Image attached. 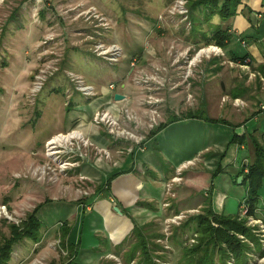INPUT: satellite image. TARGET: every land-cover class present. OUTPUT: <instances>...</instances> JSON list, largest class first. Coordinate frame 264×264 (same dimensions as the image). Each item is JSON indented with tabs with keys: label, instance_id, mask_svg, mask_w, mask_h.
<instances>
[{
	"label": "rangeland",
	"instance_id": "obj_1",
	"mask_svg": "<svg viewBox=\"0 0 264 264\" xmlns=\"http://www.w3.org/2000/svg\"><path fill=\"white\" fill-rule=\"evenodd\" d=\"M186 3L187 0L0 1V209H6L5 214L0 215V240L3 235L9 236L7 224H19L38 205L43 206L39 212L43 223L41 241L34 244L23 240L16 245L9 264H63L69 253L61 245V225L72 227L77 209H87L88 220L94 219L90 213L98 200L96 189L102 183L103 175L120 167L113 157L119 161V158L134 154L133 149L146 143L147 132L156 129L170 115L184 116L187 112L206 110L215 119L238 120V117H229V113L248 117L247 101L240 99L241 107H235L228 96L229 101L223 102L225 92L228 93L241 79L247 81L249 88L255 87L259 101L255 108L261 111L264 104L261 78L264 75L230 63L227 56L230 42L223 49L215 44L208 45L201 33L195 39L190 32ZM212 22L220 24V17H214ZM203 29L210 37L211 31L206 26ZM98 44L108 48L117 45L121 57L113 63L98 57L95 54ZM213 47H218L220 54L212 52L210 48ZM237 53L243 52L238 49ZM73 59L77 60L73 69L77 73L66 71ZM213 63H221L225 68L217 79ZM41 71L44 72V83L40 92L33 95L32 87ZM250 72L259 75L251 78ZM89 76L101 77L104 82L114 85L112 92L129 95V102L119 107L118 117L107 105L99 111H110L112 118L118 120L114 129L132 132L139 137V142L117 138L110 134L111 127L96 124L94 117L92 124L99 140L73 128L44 142L56 125V119L51 114L46 118L43 111L47 95L55 94L48 93V85L59 78L72 83L74 89L73 77L85 82ZM87 85L92 84L88 82ZM111 102L121 103L112 98ZM248 122L247 129H251L254 123ZM191 124L195 125L190 132L195 141L191 135L189 139L195 144L209 143V137L212 135L215 139L219 132V129H207L212 126L209 123L192 121ZM234 130L232 128L230 134ZM73 131L80 133L81 138L50 144L53 139L66 137ZM169 134L173 135L172 132ZM165 138L163 134L155 140L152 149L159 148ZM107 146L114 148L115 156L106 151ZM211 165L197 157L179 167L184 170L183 179L172 183L175 174L169 180L172 184L167 188L164 185L167 198L163 208L167 210L178 199L184 177L189 172L210 171L208 169L212 168L208 166ZM221 179L225 178L217 175L211 182L217 186ZM169 185L172 186L169 188ZM232 187H226L225 192L238 208L246 187L239 184ZM200 192L203 198L200 207L181 214L167 210L161 220L149 223L147 235L157 237L151 241L162 247L156 252L155 263L188 264L183 249L196 244L198 235L193 232V223L186 233H183V225L208 206V190ZM261 197L260 206L264 212V189ZM241 206L240 213L242 219L247 220L246 225L254 228L253 231L259 229L258 222H250L249 218L255 220L254 217L243 214ZM103 257L89 264H126L119 255ZM78 261L83 263L80 258ZM129 264H138L137 259ZM227 264H234V260L230 258ZM248 264H264V257L259 258L254 253Z\"/></svg>",
	"mask_w": 264,
	"mask_h": 264
},
{
	"label": "crops",
	"instance_id": "obj_2",
	"mask_svg": "<svg viewBox=\"0 0 264 264\" xmlns=\"http://www.w3.org/2000/svg\"><path fill=\"white\" fill-rule=\"evenodd\" d=\"M223 25L229 29L231 34L227 54L230 58V63L241 67L243 64L235 63L234 58L248 55V61L252 62V65H249L250 69L254 72L258 71V67L264 65V0H241L237 15L223 23ZM238 49L242 50L243 53L239 55L237 53ZM76 61L75 59L70 60L71 66L66 68V71L75 72L73 69ZM218 64H214L215 79L220 77L225 69L222 68L223 65L221 63ZM78 75L83 77L79 73ZM87 80L92 84L91 86L96 94L92 99L84 98L76 92L75 88L73 89L72 83L70 84L68 81L66 83L59 78H55L48 85V93L53 92L55 94L47 95L48 100L45 98V101H43L46 103L43 111L46 114V118L51 114L56 119V125L50 129V135L44 138V142L56 134L68 132L73 128L80 132L82 131L86 135L92 134L93 139L99 140L100 137L96 136V128L92 124L95 113L99 108L107 105L113 113H117L118 117L119 107H123L130 100L129 95L126 93L112 92L114 85L110 89L111 84L104 82L101 77L89 76L88 79H85L88 84ZM247 84V81L242 79L238 83H234V87L228 93L225 92L226 96L224 98L230 99L229 97H231V99L247 101L249 104V108H247L248 117L241 114L233 116L232 113H229V117H238V120L230 121L227 117L215 119L210 117L206 110H203L200 112L214 120L213 122L205 121L201 118L176 121L166 125L154 136H150L151 131L147 132L146 143L139 148L133 149L134 154L119 158V161L113 157L120 164V167L103 175L102 183L99 184V186H103L112 175H118L110 183L108 189L110 197L106 198L104 190L96 192L98 200L94 203L93 213H90L91 216H95L93 217L94 219L88 220L90 217L87 218L86 216L88 214L86 212L87 209H77L76 221L72 225L73 228L70 227L71 233L68 241L73 246H78V259L80 258L84 264H89L94 259H102L104 255L105 257L107 255H119L123 260L127 259V253L133 242L131 241L134 228L132 220L139 227L146 226L145 231L147 234L149 223L161 220L165 216V211L181 214L191 211L194 207H200L203 203L200 190H208L209 193L206 195L207 197L211 196L212 208L216 214L240 216L242 218L240 206L245 201L246 194L237 208V203L229 199L225 189L228 186L233 188L232 186H235V184L245 186L237 182L239 178H243L240 174L242 171L243 173L248 172L250 165L248 161H253V142L257 140L260 143H264V113L255 108L259 102L258 95H255V87L252 86L254 88L253 91V88H249L250 85L248 87ZM221 86L223 87V85ZM115 94L125 97L120 101L121 103L115 104L111 102L112 98L117 103L114 99ZM235 95L237 98H234ZM186 114L183 117L170 115L161 124L168 123L173 117L184 118ZM224 114L225 116L227 115L226 112ZM192 121L197 122V124H211L212 126H208L207 129H214V131L219 129V132L214 136L215 139H212L211 135L209 143L195 144L193 142L195 141V136L190 133L195 128V125L192 126L191 124ZM246 121H249L250 125L254 123L251 129H247ZM197 126L199 127V125ZM39 128L37 132H39ZM232 128L235 130L230 134ZM169 132H172L173 135L169 134L168 136ZM163 134L166 138L159 148L155 147L153 150V142L155 140L158 141ZM190 135L193 141L189 139ZM235 135L238 138L243 137L244 142H232ZM106 149V151L111 152L112 156L116 155L114 153L115 150L113 151L114 148L107 146ZM197 157L201 158L206 164H212L211 167H208L212 168L213 171L208 169L210 171L189 172L184 177L185 182L177 195L178 199L165 210L162 206L167 198L164 185L175 175L176 169ZM218 167H220L218 175L225 179H221L218 183L219 185L215 186L211 181L213 179L212 175L217 171ZM211 186L213 190H211ZM245 189L247 190V187ZM261 198L260 195V204L263 202ZM260 204L254 219L260 220L264 224V212ZM119 205L123 210L119 208ZM115 207H118L122 214H116ZM124 213L130 216L132 220L125 216ZM92 220L95 221L91 222ZM250 246L253 247V244L250 243ZM94 255L97 257H94Z\"/></svg>",
	"mask_w": 264,
	"mask_h": 264
},
{
	"label": "trees",
	"instance_id": "obj_3",
	"mask_svg": "<svg viewBox=\"0 0 264 264\" xmlns=\"http://www.w3.org/2000/svg\"><path fill=\"white\" fill-rule=\"evenodd\" d=\"M240 5L241 0H187L186 6L192 36L196 39L198 33H201L202 38L208 45L215 44L216 46L225 48L230 41L231 34L223 23L237 15V9ZM216 16L220 17L222 24L212 22ZM205 26L211 31L210 37H208V31L203 29ZM248 59L249 56L244 55L240 58H234V62L252 65V62L248 61ZM258 68V71L264 75V65ZM234 98H237V96L235 95ZM194 118H201L209 122L214 121L202 112H188L184 118L173 117L168 123L160 124L156 129L151 131L150 136H154L168 124L182 119ZM233 141L242 143L244 142V138H238L235 135L233 136ZM253 149V161L248 167V172L243 173L242 171L240 174L243 177L241 185L247 187L244 203L248 206V217L255 218L259 209L260 195L264 189V143L254 140ZM219 170L220 167L213 173L212 178L218 175ZM116 176L118 175H112L109 181L97 188L96 192L98 193L100 190H104L106 198L110 197L108 189L112 179ZM208 198V206L203 209L202 213L191 217L183 225V233H186L193 223V232L198 235L196 244L183 249V256L188 259V264H227L230 258L234 260V264H248V261L254 253L258 254L259 258H263L264 250L262 249V240L264 236L261 233H257V230L253 231L254 228L248 227L246 225L247 220L240 218V216L216 214L212 208L211 196L209 195ZM42 207V204L38 205L19 224H7L9 236L3 235L2 240H0V264H9L12 259L14 247L21 244L23 240H29L34 244H38L41 241L43 223L39 218V212ZM119 208L122 209L120 205ZM124 215L130 218L127 214L124 213ZM132 222L134 223V228L131 238L134 241L127 253L125 263L129 264L137 259L138 264H157L154 262V258L157 256L156 252L161 250L162 247L154 241H151V239L157 237H149L145 231L146 226L139 227L133 220ZM60 230L62 234L61 245L69 253V256L63 264H83L77 258L78 246H73L68 241L71 228L63 224ZM250 243L253 244V247L250 246Z\"/></svg>",
	"mask_w": 264,
	"mask_h": 264
},
{
	"label": "built area",
	"instance_id": "obj_4",
	"mask_svg": "<svg viewBox=\"0 0 264 264\" xmlns=\"http://www.w3.org/2000/svg\"><path fill=\"white\" fill-rule=\"evenodd\" d=\"M44 45H47V42L44 41L43 43ZM210 49H213L212 52H215L217 54H220V49L218 47H213V48H210ZM95 51H96V55L98 57H101L107 61H109L110 63H113V62H117L119 60V58L121 57V49L117 46V45H112L111 47H105L103 44H98L96 47H95ZM241 67H243L244 69H248L250 68V66L248 64H243ZM41 76L43 77V74L44 72L41 71ZM259 74H256V73H252L250 72V77L251 78H255L256 76H258ZM41 76H38L36 78V82L33 84V87H32V93L33 95L36 94V93H39L40 90L42 89V84L44 83L43 80L45 79V76L42 78ZM74 84H75V89L86 99L88 98H91V97H94L95 96V91L93 89L92 86L90 85H87L82 79L80 78H77V77H73L71 79ZM261 80L264 82V78H261ZM113 88V85H110V89ZM228 102L229 99L228 98H224L223 99V102ZM242 105V102L240 99H233V106L235 107H241ZM261 112L264 113V104L261 105ZM94 121L95 123L98 125H104V126H108L109 128L111 127V131H110V134L116 136L117 138L119 139H124V140H131L135 143L139 142V137L135 134H133L132 132L130 131H127L125 129L123 130H119V129H114L116 126H118V120H114L110 114V111H105V112H102V111H97L95 113V116H94ZM106 124V125H105ZM70 134V133H69ZM68 134V135H69ZM67 135V136H68ZM106 158L109 157V154L105 151L104 152ZM247 163V162H246ZM183 172L184 170L181 169V168H178L176 169V175L171 179V182L174 183L176 182V180L180 181L183 179L182 175H183ZM170 181L168 183H166V188L168 186V184H172ZM170 186L172 185H169V188ZM166 192H167V189H166ZM245 204V203H244ZM243 206H241L243 208V211L242 213L243 214H247V211H248V206L245 204ZM6 212V209L5 207H2L0 209V215H4ZM249 220H251L250 222H258L259 224V229H257V232L261 233L263 236H264V224L262 221L260 220H253L252 218H249ZM262 244L264 246V240L262 241ZM111 258H114V257H111Z\"/></svg>",
	"mask_w": 264,
	"mask_h": 264
},
{
	"label": "bare ground",
	"instance_id": "obj_5",
	"mask_svg": "<svg viewBox=\"0 0 264 264\" xmlns=\"http://www.w3.org/2000/svg\"><path fill=\"white\" fill-rule=\"evenodd\" d=\"M212 51V50H211ZM106 94V93H105ZM104 104V103H103ZM81 138V134L78 133L77 131H73L72 133H70L68 136L63 137V138H56L53 139L52 141H50V144H56V143H61L63 141H70L72 139H80ZM253 149V148H252ZM53 154V153H51Z\"/></svg>",
	"mask_w": 264,
	"mask_h": 264
},
{
	"label": "water",
	"instance_id": "obj_6",
	"mask_svg": "<svg viewBox=\"0 0 264 264\" xmlns=\"http://www.w3.org/2000/svg\"><path fill=\"white\" fill-rule=\"evenodd\" d=\"M124 98H125V97H124L123 95H120V94H115V95H114V99H115V101H121V100H123ZM241 180H242V178H239V179H238V183H241ZM114 210H115L118 214H122L118 207H115Z\"/></svg>",
	"mask_w": 264,
	"mask_h": 264
}]
</instances>
